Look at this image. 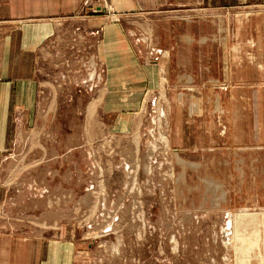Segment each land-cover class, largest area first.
<instances>
[{
	"label": "rangeland",
	"instance_id": "1",
	"mask_svg": "<svg viewBox=\"0 0 264 264\" xmlns=\"http://www.w3.org/2000/svg\"><path fill=\"white\" fill-rule=\"evenodd\" d=\"M76 15L18 20L38 31L41 90L35 106L12 113L0 148L1 227L63 240L74 264H264V2L129 15L139 35L166 45L189 34L210 41L184 65L199 94L186 76V95L164 81L142 105L103 101L94 78L98 32L83 17L122 16L103 0H84ZM217 104L228 112L214 114ZM244 210L255 217L240 239Z\"/></svg>",
	"mask_w": 264,
	"mask_h": 264
},
{
	"label": "crops",
	"instance_id": "2",
	"mask_svg": "<svg viewBox=\"0 0 264 264\" xmlns=\"http://www.w3.org/2000/svg\"><path fill=\"white\" fill-rule=\"evenodd\" d=\"M103 1L122 16L121 22L103 20V18H99L102 17L101 15L83 17L87 19L89 33H93L94 30L98 32L93 42L94 78L100 77L99 84L104 89L101 94L103 101L138 98L139 105H142L143 101L141 100L145 97V90L156 89L157 84L162 85L164 81L168 83L169 90L181 97L186 95V91L180 88L182 80L186 76L190 78L188 82L191 81L188 86L190 93L199 94L198 84L195 83V78H192L195 69L193 67L191 70L185 69L184 65L189 60L194 62L197 59L193 56L195 48L201 44H209V38L198 39L195 35L193 37L189 34L188 37H185V41L180 37L172 44L166 45L161 43L151 32L139 35L135 31L136 28L129 24L130 21L127 17L139 13H153L169 6L229 5L235 0ZM257 1L264 2V0ZM83 2L84 0H0V148H7V140L11 139L9 132H11L13 121L12 113L17 115L35 106L36 97L41 90L35 74L38 51L36 50V52L31 44L37 39L38 31L30 25L17 26L18 20L33 21V19L49 18L76 19L78 22L80 19L79 16L76 17V14ZM183 19L188 22L192 21L190 17ZM174 22L172 21L171 24ZM179 23L181 21H177V24ZM183 46L189 48L192 54L186 59L182 54ZM171 51L174 55H171ZM257 57L260 56L257 55ZM247 68V71L253 72L251 66ZM206 69L210 71L208 67ZM98 70H105L106 73L99 74ZM262 75L264 77V71ZM251 76L252 74L248 75V80H251ZM262 82H264V78H262ZM260 89H264V87ZM218 104L217 110H219H214V114L223 113L225 109L228 112V108H223ZM198 107L199 104L195 102L191 106L190 112L197 111ZM231 128L229 129L233 132ZM200 140L197 139V141ZM1 214L2 212H0V264L75 263L72 256L64 254L63 240L49 241L31 233H22L13 229L4 230L1 227Z\"/></svg>",
	"mask_w": 264,
	"mask_h": 264
},
{
	"label": "bare ground",
	"instance_id": "3",
	"mask_svg": "<svg viewBox=\"0 0 264 264\" xmlns=\"http://www.w3.org/2000/svg\"><path fill=\"white\" fill-rule=\"evenodd\" d=\"M163 136H164V135H163ZM166 138H167V136H166ZM167 141H168V140H167ZM165 143H166V142H165ZM167 143H168V142H167ZM168 144H169V143H168ZM215 181H216V180H215ZM221 187H222V186H221ZM214 198H215V197H214ZM233 217H234V216H233ZM253 217H255L254 214H253V213H249V212L246 211V210L241 211V213L236 214V219H235V220L237 221V222H236L237 225H234V226H235V230H234L235 232L233 231V232H234L233 236H235V237L239 236V238L242 239V237H243V235H244L243 232L245 231V227H244V226H246L244 220H246V218H247V219H252ZM262 218H263V217H262ZM233 220H234V219H233ZM250 221H252V220H250ZM246 223H247V222H246ZM249 224H250V222H249ZM249 224L247 223V225H249ZM256 224H258V222H257ZM239 225H240V226L242 225V227H244V228L239 227ZM249 226H250V225H249ZM255 226H256V225H255ZM255 226H253V227H255ZM248 228H249V227H248ZM248 228H247V229H248ZM257 228H259V227H257ZM259 229H260V228H259ZM255 232L257 233L256 229H255ZM245 233H246V231H245ZM258 233H259V232H258ZM258 233H257V234H258ZM254 235H255V234H254ZM258 235H259V234H258ZM259 236H261V235H259ZM259 236H258V237H259ZM235 237H234V238H235ZM245 237H247V236H245ZM252 237H253V236H252ZM258 237H257V238H258ZM239 238H238V239H239ZM249 239H250V237H249ZM259 239H260V238H259ZM245 240H246V239H245ZM247 241H249V240H247ZM251 241H252V240H251ZM255 241H256V240H255ZM249 242H250V241H249ZM242 243H243V242H242ZM244 243H245V242H244ZM253 243H254V242H253ZM253 243H252V244H253ZM261 243H262V242H261ZM235 244H236V242H235ZM245 244H246L245 246H247L249 243H245ZM241 245H242V244H241ZM249 245H250V244H249ZM249 248H250V247H249ZM254 248H255V247H254ZM235 249H236V248H235ZM238 249H239V247H238ZM238 249H236V252H237ZM243 249H246V248H243V247H242V249H240V251L238 250V252L241 253V251H242ZM243 251H244V250H243ZM243 251H242V252H243ZM245 251L248 252V249L245 250ZM246 252L244 253L245 255H246ZM251 253H252V252H251ZM241 254H242V253H241ZM247 254H248V253H247ZM259 254H260V253H259ZM245 255H244V256H245ZM236 256H237V255H236ZM244 256H243V257H244ZM235 258H236V257H235ZM245 258H246V256H245ZM246 259H248V258H246ZM246 259L244 260L245 262H246ZM263 259H264V258H263ZM234 260H235V259H234ZM240 260H241V259H240ZM248 260H249V259H248ZM241 261H242V260H241ZM244 261H242V262H244ZM260 261H261V263H262V260H260ZM239 262H240V261H239ZM242 262H241V263H242ZM247 262H248V261H247ZM249 263H250V262H249Z\"/></svg>",
	"mask_w": 264,
	"mask_h": 264
}]
</instances>
